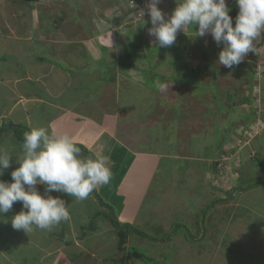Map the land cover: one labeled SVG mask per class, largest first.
I'll use <instances>...</instances> for the list:
<instances>
[{
  "label": "crops",
  "instance_id": "crops-1",
  "mask_svg": "<svg viewBox=\"0 0 264 264\" xmlns=\"http://www.w3.org/2000/svg\"><path fill=\"white\" fill-rule=\"evenodd\" d=\"M236 15L233 12L232 17ZM113 16L119 15L114 13ZM149 19L134 29L122 24L123 18L116 20L114 17L116 25L110 27L99 23L94 38L83 33L84 36L78 37L81 40L77 37L69 42L51 39L49 44L46 43L48 51L51 50L50 58L39 59H44L42 64L48 61L54 67L48 64L37 66L40 71L37 73L29 71L30 66L20 54L13 56L14 62H9L11 55L6 56V48L0 49V97L4 100H0V149L12 155L11 167L4 170L0 180L12 182L11 172L19 166L16 159L22 154L23 127L27 131L33 127H45L50 134L57 136L68 134L81 148L83 156L95 159L107 157L112 171L110 183L98 186L95 189L97 195L92 192L83 201L68 194L52 192L51 195L65 201L70 218L50 230L36 226L27 233L14 230L11 218L22 208L20 202L14 203L12 210L0 217V264H73L69 261L70 256L83 252L96 257L97 264H112L110 258L113 257L120 261L127 254L118 250V223L119 227L129 226L127 248L134 237L131 234H140L141 227L145 228L144 231L156 228L161 232L174 227L179 219L175 218L178 215L176 209L182 210V197L184 192H190L195 172H199L198 175L202 172L198 183H195L198 186L202 187L206 180L212 186L214 181L219 180L215 162L220 158V149L212 146L206 152L199 144L194 148L196 152H186L188 136H185L184 130L192 131L199 125L198 130L210 132L212 129L214 132V126L206 123L213 122V113L222 115L230 111L229 101L222 94V89L214 87V80L213 89L208 88L209 69H204L206 73L197 76L206 89L193 88L180 78L169 80L172 72L181 73L182 64L173 62L172 51L168 49L182 51L184 55V45L176 41L170 47H162L155 57L149 55V48L159 47L155 38L149 35L148 30L152 27ZM187 29L194 31L191 26ZM32 32L34 34V30ZM32 39L35 41L34 35ZM135 41L139 42L138 47L133 45ZM35 42L40 43L39 40ZM199 42L202 50H208L215 44L209 45L203 40ZM37 47L40 48V45ZM58 48H62L60 54ZM34 54L36 59L37 53ZM203 58L208 62L211 59L207 54ZM160 61L163 64H158ZM150 63L154 65L148 66ZM197 66L201 67V64ZM12 77H15V82L10 85L8 79ZM157 81L169 85L168 89L160 91L156 87ZM57 88L61 89L60 94L55 90ZM125 92L128 99H123ZM235 92L237 98V90ZM248 93L247 101L252 98L253 90ZM216 94L221 96L220 99L219 96L215 98ZM234 107H237L235 110L239 107L237 100ZM6 120L9 122L5 123ZM171 123L177 126L172 127ZM18 129L23 132L21 135L15 131ZM178 130L183 138L179 137ZM167 160L175 162V170L169 165V169L166 167L164 162ZM184 161H188L191 167ZM198 161L203 162L206 172L199 171ZM220 180L222 182L223 179ZM178 181L184 182L188 189L177 187ZM240 185H232L227 190L221 188L226 191L224 197ZM37 188L43 195V186L38 185ZM202 189L203 203L197 214L203 215L202 225L207 234L204 224L207 220L216 219L215 210L209 216L208 205L217 195L207 196L205 201L208 190ZM177 195L181 197L178 203L169 202ZM221 198L220 203H223L225 198ZM99 199L112 210L104 207ZM162 200L168 201L164 209L160 206ZM206 207L209 209L205 212ZM173 212L175 216L171 217L169 214ZM195 232L202 234L201 229ZM104 234H110V237L106 242H99L103 241ZM47 235L53 236L46 238Z\"/></svg>",
  "mask_w": 264,
  "mask_h": 264
},
{
  "label": "rangeland",
  "instance_id": "rangeland-1",
  "mask_svg": "<svg viewBox=\"0 0 264 264\" xmlns=\"http://www.w3.org/2000/svg\"><path fill=\"white\" fill-rule=\"evenodd\" d=\"M147 3L148 0H0V49L6 48V56L11 55L9 62H14L13 56L20 54V57L25 58L26 65L30 66L29 71L37 73L40 72L38 68L36 69L37 66L44 67L48 64L49 67H54L48 61L42 64L39 59V57H45V59L49 57L51 50L48 51L49 48L46 43L49 44L51 39L56 38L60 42H69L76 37L81 40L78 37H82L84 34H91L90 36L94 38V32L99 23L103 22L110 27L116 25L114 17L116 20L123 18L122 24L127 28L138 29L144 24L148 16L145 15L143 21L136 13L140 8H145ZM159 7L165 13L171 14L176 3L175 0H162ZM231 8L232 11L229 15L233 16V12L237 13L238 9L235 6ZM107 10L110 12L108 13ZM114 13L119 16H113ZM123 14L124 16H122ZM234 19L233 17V21ZM233 26H235L234 23ZM32 30H34V34ZM194 31L190 32V29L186 28L185 32L180 31L177 34L176 41H179L181 46L184 45V55L186 56L183 55L182 51L168 49L172 51L171 59L173 62L182 64L181 73L172 72V77H169V80L175 81L176 78H180L185 81V84L192 85L193 88L202 87L204 89V84L201 83L198 74H205L204 69H209V78L206 80L209 82L208 88L213 89L214 80L216 82L214 87L218 86L222 89L221 91H224L222 94L227 97L230 103H228L231 108L228 109L230 111H226L222 115L215 112L211 115L213 122L206 123L214 126V132L212 129L209 130L210 132L198 130L199 125L196 126V130H184L185 136H188L185 145L187 146L186 152H196L194 148L199 144H201V149L206 150V152L212 146L220 149V158L215 162V173L219 169L223 155L228 159L227 162H223L227 167L225 173L222 174L223 176L218 178L217 182L214 181L212 186L207 180L202 186L206 191L208 190L204 198L205 201L210 195L212 197L214 194L217 195L216 199L209 202L208 205L210 208L209 216L215 210L213 213L216 219L209 222L207 220V224H204V227L207 228V234H205L202 225L203 215L197 214L199 208H202L203 189L201 185L195 184L198 183L197 179L202 176V172L201 175H198L199 172H195L194 180L189 188L190 192L187 194L184 192V197H182L184 200L182 210L176 209L177 216L174 212L169 214L171 217L179 218L174 227L167 228L162 232L156 228L144 231L145 228L141 227L140 234H131L134 237L126 248L125 254L136 252L141 257L131 259L129 262L126 261L125 264H264V33L256 38L253 52H249L239 65L226 68L218 62V53L223 46H217L210 35L195 38ZM33 35L35 41L39 40L40 43L36 44L32 39ZM199 40H203L209 45L213 42L215 44L209 46L208 50H202ZM37 45H40V48ZM133 45L138 47L139 42L135 41ZM161 48H149V55L155 57L160 53ZM58 49H60V54L62 48ZM34 53H37L36 59ZM206 54L211 57L209 62L203 58ZM257 61H259V65H257ZM158 64H163V61ZM197 64H201V67H198ZM149 65L153 66L154 64L150 63ZM62 68L69 69L64 66ZM40 69L44 68L40 67ZM8 81L12 85L15 82V77L9 78ZM30 87L31 85H29ZM65 88L67 89V84H65ZM251 89L253 90L252 97L255 98L249 102L247 101L248 92ZM55 90L59 94L61 93L60 88ZM236 90L237 98L235 96ZM218 96L220 99L219 94H216L215 98ZM128 97L125 92L123 99H128ZM0 100L4 101L1 97ZM236 100L239 104L237 110H235L237 107L232 108ZM3 106L5 109L6 103ZM219 115L220 118H218ZM253 115L255 116V123L250 126L247 123H250ZM8 122L5 121V123ZM171 124L172 127L177 126L176 123ZM201 129L205 128L201 127ZM15 131L18 135L24 131L27 132L26 130L21 132L19 129ZM178 134L180 138H183L180 130H178ZM257 155H259L257 159H253ZM164 163L167 168L169 165L175 170L174 161L167 160ZM184 163L190 166L188 161H184ZM198 164L201 168L199 171L206 172L203 168V162L198 161ZM220 179H223L222 182H219ZM177 183V187L187 188L184 182L178 181ZM238 184H241L240 189L236 188L233 192L228 193L227 197H224L226 191H222L221 188L227 190L231 189L232 185L235 187ZM249 187L253 189L248 190ZM219 196L226 200L223 199L224 202L220 203L221 197ZM169 198L172 197L169 195ZM152 199L153 196L150 201ZM180 199V195H177L175 200L172 199L169 202L176 201L178 203ZM181 204L182 201L179 205ZM219 204L223 205L218 207ZM160 206L164 209L168 206V201L162 200ZM199 229L202 230L201 235L195 232ZM52 236L47 235L46 238ZM109 237L110 234H104L103 241H98L106 242ZM110 259L113 260L111 261L112 264L113 262L114 264H123L122 260L117 261L115 257ZM96 261L99 262L97 258ZM72 262L76 264L74 261ZM97 262L94 263L93 261V264H97ZM66 264L71 263L66 262Z\"/></svg>",
  "mask_w": 264,
  "mask_h": 264
},
{
  "label": "clouds",
  "instance_id": "clouds-1",
  "mask_svg": "<svg viewBox=\"0 0 264 264\" xmlns=\"http://www.w3.org/2000/svg\"><path fill=\"white\" fill-rule=\"evenodd\" d=\"M161 3L162 0H148L146 7L136 13L142 20L145 15L150 18L149 35L157 45L172 46L178 32H185L191 26L196 29L195 38L210 35L217 46H223L218 62L226 68L239 65L253 52L256 38L264 33V0H235L238 12L234 21L227 0H175L171 14L159 7ZM168 86L156 82L160 91ZM16 163L19 166L11 172L12 182L0 180V217L20 202L22 208L11 218V226L26 233L33 226L50 230L69 220L65 201L51 195L52 192L83 201L94 189L109 184L112 179L107 157H85L68 134H50L45 127H33L24 134L22 154ZM11 164L12 155L0 149V176ZM38 185L43 186V195Z\"/></svg>",
  "mask_w": 264,
  "mask_h": 264
},
{
  "label": "trees",
  "instance_id": "trees-1",
  "mask_svg": "<svg viewBox=\"0 0 264 264\" xmlns=\"http://www.w3.org/2000/svg\"><path fill=\"white\" fill-rule=\"evenodd\" d=\"M42 62L44 61V59H40ZM248 66H250L249 64H248ZM251 95H252V93H251ZM251 97V96H250ZM252 98H254V97H252ZM252 98L250 99V100H252ZM249 100V101H250ZM253 110V108L251 109V111ZM253 118V119H252ZM252 118H251V121H250V123H249V125L250 126H252L254 123H255V116L253 115L252 116ZM247 126V125H246ZM249 126V127H250ZM23 130H28L27 128L25 129H23ZM30 131V130H29ZM29 131H27V132H29ZM26 133V132H25ZM259 155H257L256 157H254L253 159H257V157H258ZM218 171V170H217ZM260 185V184H259ZM252 186V185H251ZM257 186V185H256ZM258 187V186H257ZM238 188V187H237ZM241 188V187H240ZM240 188H238V189H240ZM234 189H236V188H234ZM233 189V190H234ZM248 190H251V189H253L252 187H249V188H247ZM244 190V189H243ZM95 194H96V191H95V189H94V191H93ZM97 195V194H96ZM226 200V199H225ZM99 202H101L102 204H103V200L102 199H100L99 200ZM222 202H224V200H222ZM103 206L104 207H106V208H108V210L109 211H111L112 209H110V207H108V205H105V204H103ZM120 226V224L118 223V225H116V227H118V229H119V233H118V235H119V244H118V250H119V252L121 253V254H123L124 252H125V250H126V243H127V238H128V233H129V226H123V227H119ZM141 256L139 255V254H137L136 252H133V253H129V254H127L123 259H122V261H123V264H125V262L126 261H129V260H131V259H134V258H136V259H138V258H140ZM70 259L72 260V261H74L76 264H93V261H94V263L95 262H97L96 261V258L93 256V255H91L90 253H88V252H84V253H81V254H79V255H72V256H70Z\"/></svg>",
  "mask_w": 264,
  "mask_h": 264
},
{
  "label": "built area",
  "instance_id": "built-area-1",
  "mask_svg": "<svg viewBox=\"0 0 264 264\" xmlns=\"http://www.w3.org/2000/svg\"><path fill=\"white\" fill-rule=\"evenodd\" d=\"M260 63H259V61L257 62V65H259ZM227 158L226 157H224V155H223V157H222V161L220 162V164H219V169H218V171H217V174L219 173V176H218V178H220L221 176H223L222 174H224L225 173V170H226V166H225V163H223V162H227ZM229 173V172H228Z\"/></svg>",
  "mask_w": 264,
  "mask_h": 264
},
{
  "label": "water",
  "instance_id": "water-1",
  "mask_svg": "<svg viewBox=\"0 0 264 264\" xmlns=\"http://www.w3.org/2000/svg\"><path fill=\"white\" fill-rule=\"evenodd\" d=\"M227 3L229 7L235 6V0H227Z\"/></svg>",
  "mask_w": 264,
  "mask_h": 264
}]
</instances>
